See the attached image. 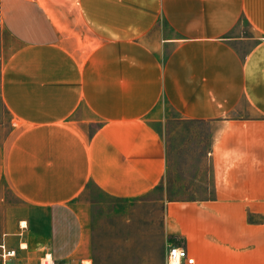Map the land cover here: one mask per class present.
<instances>
[{"label":"crops","instance_id":"0c3cea01","mask_svg":"<svg viewBox=\"0 0 264 264\" xmlns=\"http://www.w3.org/2000/svg\"><path fill=\"white\" fill-rule=\"evenodd\" d=\"M0 31L18 44L1 73L0 242L43 247L18 221L73 211L88 183L122 199L165 186L172 110L216 126L212 193L165 199L160 264L170 244L195 264H264V0H0Z\"/></svg>","mask_w":264,"mask_h":264},{"label":"rangeland","instance_id":"374dc122","mask_svg":"<svg viewBox=\"0 0 264 264\" xmlns=\"http://www.w3.org/2000/svg\"><path fill=\"white\" fill-rule=\"evenodd\" d=\"M17 47L0 31V84L6 60ZM4 115L0 102V117ZM215 129L209 122L182 119L170 110L164 127L169 150L165 186L138 198L122 199L106 195L88 183L73 211L53 208L48 215L38 213L34 220H25L24 239L36 230V235L43 236L45 245L29 247L27 253L19 254H26L29 261L50 252L56 259L90 258L93 264H160L164 261L161 226L165 199L198 198L212 193L207 151ZM76 212L83 214L84 221L88 220L83 227V234L90 239L86 246L78 244L81 226Z\"/></svg>","mask_w":264,"mask_h":264},{"label":"built area","instance_id":"2783aa9c","mask_svg":"<svg viewBox=\"0 0 264 264\" xmlns=\"http://www.w3.org/2000/svg\"><path fill=\"white\" fill-rule=\"evenodd\" d=\"M26 245H18V248L7 245L3 240L0 242V264H92L90 259H56L50 252H44L37 261H29L19 254V250H25ZM164 264H195V259L186 248L174 244L166 249Z\"/></svg>","mask_w":264,"mask_h":264},{"label":"bare ground","instance_id":"6f19581e","mask_svg":"<svg viewBox=\"0 0 264 264\" xmlns=\"http://www.w3.org/2000/svg\"><path fill=\"white\" fill-rule=\"evenodd\" d=\"M20 226H21V227H26L25 220H21V221H20ZM22 246L24 247L25 244L23 243Z\"/></svg>","mask_w":264,"mask_h":264}]
</instances>
